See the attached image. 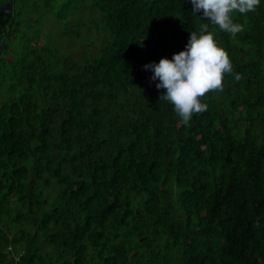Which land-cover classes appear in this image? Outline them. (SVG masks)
I'll return each instance as SVG.
<instances>
[{
	"label": "trees",
	"instance_id": "1",
	"mask_svg": "<svg viewBox=\"0 0 264 264\" xmlns=\"http://www.w3.org/2000/svg\"><path fill=\"white\" fill-rule=\"evenodd\" d=\"M9 0H0V6ZM0 15V264H264V0L235 38L191 0H12ZM97 14L78 63L45 17ZM209 24L233 73L184 125L144 65ZM95 43V41H94Z\"/></svg>",
	"mask_w": 264,
	"mask_h": 264
},
{
	"label": "clouds",
	"instance_id": "2",
	"mask_svg": "<svg viewBox=\"0 0 264 264\" xmlns=\"http://www.w3.org/2000/svg\"><path fill=\"white\" fill-rule=\"evenodd\" d=\"M191 4L193 14L202 11L203 18L211 25L235 38L245 31V25L234 19L235 14L255 12L260 0H191ZM144 68L152 71V81H159L156 88L164 90L159 99L170 103L186 126L194 115L207 110L208 104L203 102L207 93L223 91L226 75H234L237 81L241 79L233 73L227 50L207 23L200 25L199 32H190L185 49L173 54L172 59L161 58Z\"/></svg>",
	"mask_w": 264,
	"mask_h": 264
},
{
	"label": "rangeland",
	"instance_id": "3",
	"mask_svg": "<svg viewBox=\"0 0 264 264\" xmlns=\"http://www.w3.org/2000/svg\"><path fill=\"white\" fill-rule=\"evenodd\" d=\"M97 14L84 11L81 14L70 18V27L72 36L64 37L61 33L62 24L55 16L47 15L45 17V33L43 42L52 40L53 44L59 46L61 53L68 57L70 61L78 63L84 58L95 56L100 44L97 43L98 32L96 30ZM95 41V43H94Z\"/></svg>",
	"mask_w": 264,
	"mask_h": 264
},
{
	"label": "water",
	"instance_id": "4",
	"mask_svg": "<svg viewBox=\"0 0 264 264\" xmlns=\"http://www.w3.org/2000/svg\"><path fill=\"white\" fill-rule=\"evenodd\" d=\"M1 14H13V1L9 0L5 5L0 6V15ZM7 34L3 33V38L0 41V59L3 56L5 47H6Z\"/></svg>",
	"mask_w": 264,
	"mask_h": 264
}]
</instances>
